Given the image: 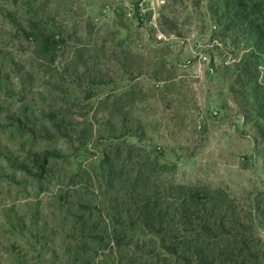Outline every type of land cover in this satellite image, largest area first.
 <instances>
[{
  "label": "rangeland",
  "instance_id": "374dc122",
  "mask_svg": "<svg viewBox=\"0 0 264 264\" xmlns=\"http://www.w3.org/2000/svg\"><path fill=\"white\" fill-rule=\"evenodd\" d=\"M129 2L0 0V264H179L134 212L145 193L172 211L173 184L219 191L216 251L264 264V124L234 94L264 68L238 66L241 17L167 0L159 42Z\"/></svg>",
  "mask_w": 264,
  "mask_h": 264
},
{
  "label": "trees",
  "instance_id": "16d2710c",
  "mask_svg": "<svg viewBox=\"0 0 264 264\" xmlns=\"http://www.w3.org/2000/svg\"><path fill=\"white\" fill-rule=\"evenodd\" d=\"M218 9L223 18L241 17L233 22V34L242 36L247 50L238 66H241L242 72L253 76L254 73H248L247 68L254 69V72L260 66L264 68V0H218ZM244 65L246 72L242 68ZM257 76L251 79L250 85L243 79L239 80L240 87L234 94L264 124V86H259ZM261 128L264 142V125ZM45 158L47 151L39 152L36 157L40 163ZM166 199L172 200V211L165 207L161 194L145 193L142 199L134 198V212H140L137 217L141 221L142 235L148 233L162 238L167 231L171 239L168 249L179 264H244V259L233 263L224 259L226 253L216 251L218 245L231 236L225 231L228 225L224 215L221 216L227 201L219 191L207 185L173 184ZM126 215L133 217L134 213ZM119 220H124V217ZM236 234L241 243L249 248L241 228Z\"/></svg>",
  "mask_w": 264,
  "mask_h": 264
},
{
  "label": "built area",
  "instance_id": "2783aa9c",
  "mask_svg": "<svg viewBox=\"0 0 264 264\" xmlns=\"http://www.w3.org/2000/svg\"><path fill=\"white\" fill-rule=\"evenodd\" d=\"M166 5L167 0H130L125 10H127L128 15L131 16L132 27L146 30L147 33V27H149L156 33L158 41L162 42L169 40L165 33L161 31L160 22L158 20L161 10ZM188 62L190 63V60Z\"/></svg>",
  "mask_w": 264,
  "mask_h": 264
}]
</instances>
